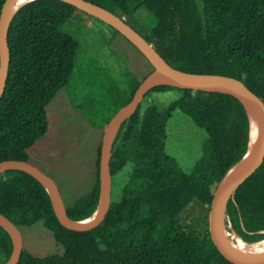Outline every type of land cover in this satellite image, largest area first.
<instances>
[{
  "label": "trees",
  "instance_id": "16d2710c",
  "mask_svg": "<svg viewBox=\"0 0 264 264\" xmlns=\"http://www.w3.org/2000/svg\"><path fill=\"white\" fill-rule=\"evenodd\" d=\"M4 1L0 0V11ZM85 1L125 18L127 24L129 18L144 10L154 17L156 25L143 37L169 66L188 74L241 81L264 104V0ZM86 16L62 0H33L13 15L7 36L8 76L0 98V162L32 164L29 157L37 143L45 136L55 137L46 107L66 86L78 48V42L63 27L70 19L82 21ZM104 25L138 53L140 59L130 54V66L137 77L145 78L153 70L150 63L116 30ZM142 80L136 81L129 101ZM167 91H176L179 96L166 107L147 98L150 92ZM143 102L145 106L140 103L114 138L109 162L111 182L128 164L132 172L120 199L111 200L96 228L87 232L64 228L46 190L35 178L17 170L0 174V214L21 235L23 229L39 225L61 249V253L35 256L22 246L17 264H233L210 238L208 213L217 184L246 153L249 122L244 107L226 94L167 85L150 89ZM68 105L67 101L60 118L66 139L50 146L42 141L40 147L43 162L55 174L62 168L61 159L49 152L66 148L67 137L72 140L75 135L76 139L74 148L70 149L71 143L70 150L63 151L67 153L63 163L68 166H80L83 160L78 158L85 154L90 160L95 153L91 186L71 201H65L55 177L67 216L81 221L89 218L98 204L99 157L106 125L90 132L84 119L76 122L70 116L66 124L64 114L79 108L68 111ZM174 112L207 137L190 174L166 153V128ZM69 122L75 126L73 131L68 129ZM193 201L200 206L197 215L195 207L187 210ZM186 212L191 214L188 220L184 218ZM226 216L231 229L244 240L263 236L264 160L228 200ZM11 253V239L0 227V264H5Z\"/></svg>",
  "mask_w": 264,
  "mask_h": 264
},
{
  "label": "rangeland",
  "instance_id": "374dc122",
  "mask_svg": "<svg viewBox=\"0 0 264 264\" xmlns=\"http://www.w3.org/2000/svg\"><path fill=\"white\" fill-rule=\"evenodd\" d=\"M127 22L142 36H146L148 31L156 25L154 17L142 9ZM63 31L78 42L73 69L66 86L57 92L46 107L47 115L49 113L50 117V127L53 135L55 133V137L51 136V139H48L45 136L41 139L30 154L29 161L39 167L55 183H57L55 179L57 175L64 199L69 202L91 186L95 153H92L90 160H86L85 154L78 158V161L83 160L80 166L70 164L68 166L67 163H63L65 160L63 156H67L66 152L74 148L75 144L73 143H76V139L75 135L72 140L67 137L66 148L61 147L49 152L56 153L57 156L53 157L61 159L62 168H59L55 174L53 169L43 162L44 151L41 150L40 142L44 141V143L46 142V144L43 143L44 145L50 146L51 143L66 139V128H64L63 122L60 123V118L67 101L69 105L66 110L71 107L79 108L78 111L70 110V114H64L66 124L70 121L68 118L70 116L76 122H79V118L84 119V122L89 125L87 131L102 129L110 118L128 103L130 92L136 81H141L144 77L142 78L141 75L137 77L130 66V54L134 53L139 58L138 53L121 36L116 35L101 22L89 16L84 17L82 21L70 19L65 23ZM147 96L155 104L166 107L179 94L176 91L150 92ZM141 103L144 107L143 100ZM69 123L68 129L73 131L75 126L71 122ZM81 128L84 129V125ZM206 139L203 130L196 128L180 113L174 112L166 128V153L175 159L185 173L190 174L194 164L201 156L202 146ZM71 143L73 145L68 150V145ZM89 163L90 165H88ZM131 172L132 166L128 164L112 178L111 200L113 202L120 199L122 189L127 184ZM193 207L196 208V215L201 212L199 204L195 201L189 204L187 210ZM188 216L191 217V214L186 212L184 218L188 220ZM21 236L23 247L32 255L43 256L61 253V249L54 243L51 235L39 225L23 229Z\"/></svg>",
  "mask_w": 264,
  "mask_h": 264
},
{
  "label": "water",
  "instance_id": "95a60500",
  "mask_svg": "<svg viewBox=\"0 0 264 264\" xmlns=\"http://www.w3.org/2000/svg\"><path fill=\"white\" fill-rule=\"evenodd\" d=\"M16 1L17 0H5L0 11V98L4 92L10 60L7 43L9 24L15 12L26 4L19 6L11 13L12 6ZM62 1L72 4L87 15L100 20L116 30L138 49L153 67V70L139 84L131 100L121 107L106 124L101 140L99 157V200L94 211L96 214L90 222L83 223V220H71L67 216L65 206L55 182L32 164L20 160L1 161L0 174L8 170H17L35 178L46 190L55 216L61 226L76 232L90 231L102 222L110 207L111 174L109 162L114 138L121 123L136 112L145 94L150 89L167 85L180 89L221 93L232 96L244 107L248 122V109L255 110L258 113L259 128L255 142L251 147L249 132L247 150L242 157L243 164L241 168L232 175L227 176L226 173L215 188L209 206L208 230L214 246L220 254L231 263L264 264V254L250 257L234 252L222 236L220 230V220L226 216V205L228 200L232 198L235 190L259 168L264 160V104L262 100L251 92L241 81L221 76L188 74L169 66L145 38L125 23L123 18H119L117 15L98 5L85 0ZM226 219L229 222L227 216ZM0 227L8 233L12 243V253L5 264H17L23 246L21 233L11 221L1 214Z\"/></svg>",
  "mask_w": 264,
  "mask_h": 264
},
{
  "label": "bare ground",
  "instance_id": "6f19581e",
  "mask_svg": "<svg viewBox=\"0 0 264 264\" xmlns=\"http://www.w3.org/2000/svg\"><path fill=\"white\" fill-rule=\"evenodd\" d=\"M31 2V0H17L11 9V13L18 8L19 6ZM249 116V132H250V147L254 144L258 128H259V115L255 110L248 109ZM243 164V159L235 163L228 171L227 176L234 174L237 172ZM96 212L90 216L89 218L83 220V223L90 222ZM220 230L221 234L228 243V245L232 248V250L243 256H258L264 254V232L263 236L255 241H246L237 235L229 226V222L226 219V216L220 220Z\"/></svg>",
  "mask_w": 264,
  "mask_h": 264
},
{
  "label": "built area",
  "instance_id": "2783aa9c",
  "mask_svg": "<svg viewBox=\"0 0 264 264\" xmlns=\"http://www.w3.org/2000/svg\"><path fill=\"white\" fill-rule=\"evenodd\" d=\"M124 19V18H123Z\"/></svg>",
  "mask_w": 264,
  "mask_h": 264
}]
</instances>
